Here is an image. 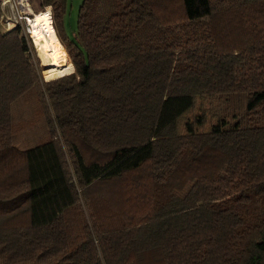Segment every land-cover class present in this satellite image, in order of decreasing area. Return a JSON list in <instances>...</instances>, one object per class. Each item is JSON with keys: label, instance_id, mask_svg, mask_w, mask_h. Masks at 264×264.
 <instances>
[{"label": "trees", "instance_id": "trees-1", "mask_svg": "<svg viewBox=\"0 0 264 264\" xmlns=\"http://www.w3.org/2000/svg\"><path fill=\"white\" fill-rule=\"evenodd\" d=\"M67 3L71 73L0 29V264H264V0Z\"/></svg>", "mask_w": 264, "mask_h": 264}, {"label": "rangeland", "instance_id": "rangeland-1", "mask_svg": "<svg viewBox=\"0 0 264 264\" xmlns=\"http://www.w3.org/2000/svg\"><path fill=\"white\" fill-rule=\"evenodd\" d=\"M81 2H82V0H68L67 8H66V11L63 15V20H62L64 22L63 27H64V30H65L67 35H70L72 33V31H76L77 11H78V7H79ZM0 8H1V5H0ZM2 9H3V11L5 10V13H7V15L10 13L11 17H10V20L5 21V18L2 17L0 14V29H3L2 26L6 25L7 30H10V26H12V28H13L15 26V24L16 25L19 24L21 29L24 32H26L25 23L23 21H16L15 20L16 11H15V8L13 6L11 7V4H8V3L4 4ZM46 9H48L49 13H50V9L49 8H46ZM39 11H42V9L34 10V11L32 10L33 13L39 12ZM32 16L30 18H32ZM50 18L52 19V16ZM52 25H53V20H52ZM26 34H27V32H26ZM29 34H27V38L30 40L31 45L34 48L35 55L38 58L39 65L41 67V73H42L43 64L47 58L42 53V51L39 49V47L35 44V42H33V38H31V36H29ZM54 36H55V33H54ZM55 38H56V36H55ZM63 47H64V49L68 55V58L71 62V72H73L74 71V65L72 63L70 53L65 46H63ZM29 102H30L29 100H22L18 104L19 110H21L23 112L20 114V117H26L27 118L29 116V113L34 108V104L32 102H30V103ZM214 104H211V106H214ZM209 106H210V104L207 101H198L196 108L194 109L192 114L198 116V115H200L202 110H205V114L207 116V119H206V122L202 126L195 128L196 132H206L209 130V128L212 124L217 122V117L215 115H213V112H215V111H214V109L209 110L208 109ZM46 130L47 129H46V125L44 123V120L41 119L37 125H35L31 128H28L25 131L16 132L14 134L13 141L15 142L17 147L24 149L28 146L33 145V144L42 143L43 141H45L47 134H48V132H46Z\"/></svg>", "mask_w": 264, "mask_h": 264}, {"label": "bare ground", "instance_id": "bare-ground-1", "mask_svg": "<svg viewBox=\"0 0 264 264\" xmlns=\"http://www.w3.org/2000/svg\"><path fill=\"white\" fill-rule=\"evenodd\" d=\"M28 18V31L33 42L47 58L43 64L42 76L50 80L71 72V62L62 45L54 36L50 13L48 11L32 12Z\"/></svg>", "mask_w": 264, "mask_h": 264}, {"label": "built area", "instance_id": "built-area-1", "mask_svg": "<svg viewBox=\"0 0 264 264\" xmlns=\"http://www.w3.org/2000/svg\"><path fill=\"white\" fill-rule=\"evenodd\" d=\"M11 4V7L13 6L15 8L16 11V21H23L25 23V27H26V32L29 34L28 31V18L31 17V14L28 12L29 9L32 10L31 5H30V1L29 0H0V14L2 17L5 18V21L10 20V16L7 15V13H5V10L3 11L2 7L4 4ZM16 25V24H15ZM4 30H7V26L3 25L2 26ZM30 36V34H29ZM32 38V37H31Z\"/></svg>", "mask_w": 264, "mask_h": 264}, {"label": "crops", "instance_id": "crops-1", "mask_svg": "<svg viewBox=\"0 0 264 264\" xmlns=\"http://www.w3.org/2000/svg\"><path fill=\"white\" fill-rule=\"evenodd\" d=\"M30 1V5H31V8L32 10H39L41 9V6H40V0H29ZM46 8H49V7H46ZM50 9V8H49ZM10 14V13H9ZM8 14V15H9ZM11 17V14L9 15ZM11 27V26H10Z\"/></svg>", "mask_w": 264, "mask_h": 264}]
</instances>
